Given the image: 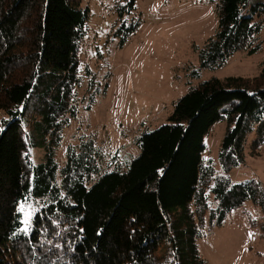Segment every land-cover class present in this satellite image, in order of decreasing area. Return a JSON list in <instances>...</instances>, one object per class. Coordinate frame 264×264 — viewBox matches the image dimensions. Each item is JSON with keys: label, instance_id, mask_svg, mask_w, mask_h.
I'll return each instance as SVG.
<instances>
[{"label": "trees", "instance_id": "16d2710c", "mask_svg": "<svg viewBox=\"0 0 264 264\" xmlns=\"http://www.w3.org/2000/svg\"><path fill=\"white\" fill-rule=\"evenodd\" d=\"M134 7L127 0L125 9ZM88 18L79 0H0V264H207L198 245L205 229L223 227L247 203L264 208L260 181L228 176L245 164L251 135L250 155L264 145V73L191 87L166 124L136 139L139 155L121 168L100 173L97 143L84 137L61 166ZM263 31L264 0H220L200 67L254 54ZM220 121L216 175L203 153ZM37 148L43 156L34 161ZM30 198L41 208L25 231L20 206Z\"/></svg>", "mask_w": 264, "mask_h": 264}, {"label": "rangeland", "instance_id": "374dc122", "mask_svg": "<svg viewBox=\"0 0 264 264\" xmlns=\"http://www.w3.org/2000/svg\"><path fill=\"white\" fill-rule=\"evenodd\" d=\"M79 3L89 10V18L73 97L77 108L67 116L56 155L61 166L70 146L84 137L97 143L100 173L121 168L139 155L136 139L166 124L176 102L191 87L212 78L253 80L264 73V31L254 54L241 51L221 68L200 67L198 49L218 32L220 0H135L132 11L125 9L127 0ZM130 27L133 32L127 30ZM226 128L227 123L220 121L205 137L203 158L212 163L216 175L223 174L219 154ZM252 139L253 135L245 164L228 174L233 184L254 179L264 186V145L258 156H252ZM42 156L39 148L33 150L34 161ZM23 205L28 231L41 206L33 198ZM263 225L264 208L247 203L233 211L223 227L203 231L200 254L207 264H264Z\"/></svg>", "mask_w": 264, "mask_h": 264}, {"label": "snow or ice", "instance_id": "6c2138e0", "mask_svg": "<svg viewBox=\"0 0 264 264\" xmlns=\"http://www.w3.org/2000/svg\"><path fill=\"white\" fill-rule=\"evenodd\" d=\"M20 210H21L22 212L24 211V205H23V204L20 206ZM25 231H27V229H25Z\"/></svg>", "mask_w": 264, "mask_h": 264}]
</instances>
